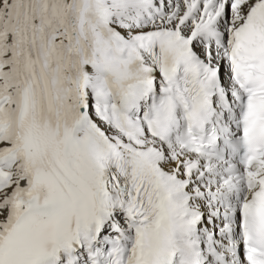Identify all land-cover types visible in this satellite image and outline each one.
<instances>
[{
    "label": "snow or ice",
    "instance_id": "6c2138e0",
    "mask_svg": "<svg viewBox=\"0 0 264 264\" xmlns=\"http://www.w3.org/2000/svg\"><path fill=\"white\" fill-rule=\"evenodd\" d=\"M0 264H264V0H0Z\"/></svg>",
    "mask_w": 264,
    "mask_h": 264
}]
</instances>
